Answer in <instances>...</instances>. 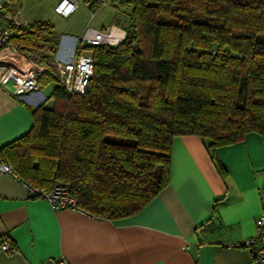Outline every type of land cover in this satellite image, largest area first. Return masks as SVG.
<instances>
[{"label":"trees","instance_id":"trees-1","mask_svg":"<svg viewBox=\"0 0 264 264\" xmlns=\"http://www.w3.org/2000/svg\"><path fill=\"white\" fill-rule=\"evenodd\" d=\"M121 4L129 7L122 42L77 51L93 57L82 95L56 81L49 58L60 35L51 23L2 22L8 41L45 67L41 88L55 86L0 160L29 187L64 183L80 211L108 220L139 212L169 184L175 137L206 138L221 174L216 148L264 137V0Z\"/></svg>","mask_w":264,"mask_h":264},{"label":"crops","instance_id":"crops-1","mask_svg":"<svg viewBox=\"0 0 264 264\" xmlns=\"http://www.w3.org/2000/svg\"><path fill=\"white\" fill-rule=\"evenodd\" d=\"M10 1L5 10L22 25L46 21L54 29L56 19L87 9L89 23L67 32L75 37L71 42L59 40L57 53L49 58L53 64L74 55L88 25L96 29L112 25L122 31L127 26L129 7L121 4L124 0H107L96 8L97 0H79L67 17L54 12L60 0ZM104 7L114 12V18L109 24L92 25ZM2 22L9 21L0 15ZM13 47L9 42L0 62L9 56L8 66L26 65L29 59L24 54L9 52ZM54 86L49 82L41 89L43 102L37 104L35 98H19L0 84V147L27 134L36 107L51 104ZM215 155L223 174L212 163L206 138L175 137L169 184L139 212L115 220L83 211H55L45 199L31 198L18 176L0 172V243L5 240L13 249L0 253V264H40L50 257L71 264H250L251 253L231 245L254 236L255 219L264 218V137L248 133L238 143L216 148Z\"/></svg>","mask_w":264,"mask_h":264},{"label":"built area","instance_id":"built-area-1","mask_svg":"<svg viewBox=\"0 0 264 264\" xmlns=\"http://www.w3.org/2000/svg\"><path fill=\"white\" fill-rule=\"evenodd\" d=\"M100 5H106L107 0H97ZM79 0H60L54 7V12L63 17L69 16L75 11ZM11 6V1L7 0L5 4L0 2V15L14 25H20L15 15L6 11V7ZM93 13L91 14V19ZM125 31L109 26L104 29H96L88 25L82 36L77 40L74 55L67 60H57L54 62L55 78L57 83L68 93L82 95L88 80L93 71V57L86 52L77 53L85 44L88 45H115L122 42ZM9 30L5 24L0 23V53L9 46ZM9 52L21 53L11 48ZM11 55V54H10ZM11 60V59H10ZM9 56H5L0 62V84L13 95L23 97H33L37 104L43 102L39 76L45 70V67L35 61L28 60L26 65L8 66ZM2 63V65H1ZM0 172L10 173L17 176L11 166L0 160ZM29 196L31 198L45 199L53 210H71L80 211L75 204V200L70 196L68 186L57 182L47 192L40 189L29 187L26 183ZM256 234L243 241L232 244L231 246L243 247L251 253L250 264H264V218L255 219ZM13 249L9 243L3 240L0 243V253H9ZM40 264H71L64 258H47Z\"/></svg>","mask_w":264,"mask_h":264},{"label":"rangeland","instance_id":"rangeland-1","mask_svg":"<svg viewBox=\"0 0 264 264\" xmlns=\"http://www.w3.org/2000/svg\"><path fill=\"white\" fill-rule=\"evenodd\" d=\"M107 3H108V1H107ZM53 4H54V2H51V4L49 5L50 10H52ZM47 9H48V6L45 7V10H47ZM112 18H114V12L112 10H108L104 7L103 15L96 17V19L93 20L94 22L92 23V25L94 24V26H98L101 24H104V25L109 24L110 21L112 20ZM88 20H89V13H88L87 9L83 10V8H82L66 19H62V18L56 19L54 21L55 31H57V33L58 32H60V33L64 32L66 34L67 32H71L69 30H73V28H75V25H78L79 23L87 24ZM60 33L58 35H60L61 44H64V41L66 43H69L72 41L73 38H75V37L71 38L68 35L69 33H67V35H65L64 33H62V34H60ZM47 105H50V102H48Z\"/></svg>","mask_w":264,"mask_h":264}]
</instances>
